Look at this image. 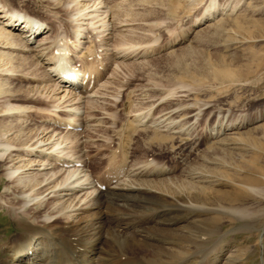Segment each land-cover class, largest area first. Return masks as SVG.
I'll return each mask as SVG.
<instances>
[{
	"label": "bare ground",
	"instance_id": "obj_1",
	"mask_svg": "<svg viewBox=\"0 0 264 264\" xmlns=\"http://www.w3.org/2000/svg\"><path fill=\"white\" fill-rule=\"evenodd\" d=\"M49 1L51 8L43 4L21 12L0 0V116L10 124L24 122L29 110L10 101L7 94L13 100L17 95L7 76L25 78L30 91L50 101L41 108L44 123L26 132L23 140L10 124L0 131V167L8 180L6 193L0 194V212L18 228L12 236L0 234V264H247L242 261L247 247L239 250L227 235L264 223L262 201L248 200L264 192V185L255 184L260 176L253 170L219 173L217 161L202 152L200 169L187 172L193 179L191 190L176 197L163 192L172 182L161 176L171 168L137 161L127 168L125 152L120 159L116 152L108 157L111 167L107 163L103 176L92 173L85 152L94 138L84 132L102 125L93 104H104L113 67L134 48L113 44L115 32L126 27H119L116 15V22H107L112 12L105 0ZM193 30L187 28L174 43ZM147 52L146 47L141 55ZM144 117L136 122L148 123ZM136 122L124 124L127 137L139 126ZM208 163L216 166L209 168ZM109 198L130 204H112ZM226 220L243 223L224 230ZM259 250L264 259V245Z\"/></svg>",
	"mask_w": 264,
	"mask_h": 264
},
{
	"label": "rangeland",
	"instance_id": "obj_2",
	"mask_svg": "<svg viewBox=\"0 0 264 264\" xmlns=\"http://www.w3.org/2000/svg\"><path fill=\"white\" fill-rule=\"evenodd\" d=\"M2 1L21 12H29L36 5L46 4V7H50L48 5L51 4L49 0ZM105 2L112 12L111 17H106L107 22L111 24V21L117 20L116 23L122 22L120 28L130 27L126 31L117 30L113 44L118 47L125 44L124 48L132 46L134 55L130 53L128 57L118 59L121 63L118 62L116 69L113 67L115 76L111 77L113 87L111 83L108 87L110 93L106 91L108 98L105 97L103 105L101 101L93 104L96 109L93 107L92 112L102 119V125L93 132H84L94 138L91 139L93 142L87 141L91 146L85 152L89 156L92 173L103 176V171L111 167L108 157L116 152L115 157L120 159L121 153L125 152L127 168L136 165L134 161L140 163L137 165L155 167V163H160L159 166L163 167L164 164L171 168L172 172L161 176L171 177L169 181L172 182L166 184L165 180L163 192L176 197L191 190L193 179L188 177L187 172L200 169L201 153L206 152L209 159L213 157L217 161L218 167L215 169L219 173L243 175L245 170H253L260 176L258 183H254L264 185V0ZM112 15H116L113 16L116 20ZM198 17H202L201 20ZM189 27L194 30L185 40L174 43V39ZM100 35L104 38L103 32ZM145 46L148 52L141 55ZM105 60L107 63L110 59ZM13 76H7L8 85L11 92L20 98L13 100L12 93L7 95L12 98L11 102L24 105L26 109L28 107L27 119L24 122L14 120L10 124L0 116V131L10 124L13 127L11 131L18 132L23 140L26 132H34L44 123L39 119L43 114L42 109L50 101L30 91L25 78L18 74ZM29 91L32 93L30 98L26 95ZM112 91L121 94L117 96ZM112 93L114 96L110 97ZM3 97L0 93V100ZM103 111L111 116L104 115ZM142 114L146 115L143 119L151 125L136 122L142 118ZM135 116L137 118L133 119ZM153 118L157 123L150 122ZM162 118L165 120L161 121ZM134 122L139 126L127 137L124 126ZM161 124L164 126L161 127ZM168 124L170 127H166ZM71 138H74L73 134ZM213 165L216 166L207 164L209 168ZM2 170L0 167V194H5L3 189L8 185V180ZM259 198L251 195L248 200H261L263 204L260 209L264 213V192ZM109 200L120 206L130 204L115 198ZM2 213L0 234L6 238L16 234L18 228L8 214ZM242 223L240 220L232 224L226 220L223 227L224 230H235ZM188 225L190 229L192 224ZM232 234L227 238H233L239 250L247 247V252L243 251L242 261L264 264L259 250L260 244L264 245V223L235 230Z\"/></svg>",
	"mask_w": 264,
	"mask_h": 264
}]
</instances>
